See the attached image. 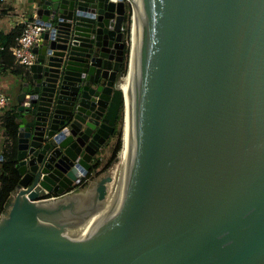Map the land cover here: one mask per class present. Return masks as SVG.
<instances>
[{"label":"water","instance_id":"95a60500","mask_svg":"<svg viewBox=\"0 0 264 264\" xmlns=\"http://www.w3.org/2000/svg\"><path fill=\"white\" fill-rule=\"evenodd\" d=\"M34 12L0 264H264V0Z\"/></svg>","mask_w":264,"mask_h":264},{"label":"crops","instance_id":"0c3cea01","mask_svg":"<svg viewBox=\"0 0 264 264\" xmlns=\"http://www.w3.org/2000/svg\"><path fill=\"white\" fill-rule=\"evenodd\" d=\"M36 3L38 0H0V34L4 35L10 32L17 34L21 20L35 14L34 5ZM12 42L7 43V45ZM18 67L10 52L8 50L2 51L0 57V90L10 98L7 108L5 107V110L0 112V154L7 151L8 148L10 149L11 143L9 145V142L10 140L12 142V136L7 132L4 125L5 116L8 112H17L15 110L18 105L16 95L20 91L22 81L29 77L28 73H22V70L16 73L15 70Z\"/></svg>","mask_w":264,"mask_h":264},{"label":"trees","instance_id":"16d2710c","mask_svg":"<svg viewBox=\"0 0 264 264\" xmlns=\"http://www.w3.org/2000/svg\"><path fill=\"white\" fill-rule=\"evenodd\" d=\"M15 35L16 34H13L11 32L8 34H4V35L0 34V43L7 45V43H10L14 40ZM20 71H21V68L19 67L15 70L16 73ZM18 114H19L18 112H13V113L8 112L7 115L5 116L4 125H5L7 132L12 136V142H11L10 150L9 151L7 150V151H4V153H1L3 157L5 155L9 156L8 153H10V157H6V159H4L0 163V170L3 172L2 174H0V209L3 207V205L7 204L9 193L13 189L14 184L17 182L19 178L18 171L14 166V164L16 163L15 154H16V138H17L16 133L18 129V120H17ZM120 116L121 115L119 114V117ZM119 143H120V140L118 138L115 141L110 151V155L106 158L102 166H99V164L101 163V159L103 158V155L102 153L97 154V156L95 157L94 164L90 168V169L95 170L96 174L94 175H97L100 169L101 170L105 169L110 164L111 160L113 159L117 150L119 149ZM105 146H107V144H105ZM98 167L100 168L97 170ZM90 171L87 173V175L89 176L91 175Z\"/></svg>","mask_w":264,"mask_h":264},{"label":"built area","instance_id":"2783aa9c","mask_svg":"<svg viewBox=\"0 0 264 264\" xmlns=\"http://www.w3.org/2000/svg\"><path fill=\"white\" fill-rule=\"evenodd\" d=\"M117 2L118 0H110ZM126 1V0H124ZM129 14L127 13L124 33V39L126 38L127 26H128ZM46 25L43 22H38L36 15L32 17H25L21 20V25L18 33L15 35L14 40L9 45L0 44V57L4 50H8L15 63L21 68L22 73H29V66L36 61V53L32 48L40 38V33L46 29ZM9 96L0 90V111H4L7 108L9 102ZM16 110V109H15ZM11 140L9 142V145ZM7 209L6 205L0 209V216H2Z\"/></svg>","mask_w":264,"mask_h":264},{"label":"flooded vegetation","instance_id":"af4514ba","mask_svg":"<svg viewBox=\"0 0 264 264\" xmlns=\"http://www.w3.org/2000/svg\"><path fill=\"white\" fill-rule=\"evenodd\" d=\"M125 19H126V17H125ZM123 23H124V22H123ZM123 32L125 33V31H123ZM123 42H124V50H125V58H124V59H126V52H127L126 49H127V48H126V44H125L124 34H123ZM123 67H124V63L121 64V68H122L121 70H123ZM119 118H120V117H119ZM119 118H118V119H119ZM117 122H118V120H117ZM117 122H116V124H115L114 131L112 132V134L115 133V131H116V125H117ZM107 143H108V142H104L103 146H105V144H107ZM100 147H101V146H100ZM100 147L97 149V151L100 149ZM97 154H98V153H97ZM97 154H94V155L92 156V158H91V160H90V163H91L90 168H91L92 165L94 164L95 157L97 156ZM100 154H101V153H100ZM90 168L88 169L87 173L91 170V171H90L91 175L96 174V173H95V170L90 169ZM92 170H93L94 172H93ZM97 170H98V168H97ZM94 176H95V175H94ZM94 176H92V177L90 176L91 179H92Z\"/></svg>","mask_w":264,"mask_h":264},{"label":"bare ground","instance_id":"6f19581e","mask_svg":"<svg viewBox=\"0 0 264 264\" xmlns=\"http://www.w3.org/2000/svg\"><path fill=\"white\" fill-rule=\"evenodd\" d=\"M131 2H132V0H131ZM125 76V72L122 74V77L120 78V81H121V83H120V87H121V90H122V78Z\"/></svg>","mask_w":264,"mask_h":264},{"label":"rangeland","instance_id":"374dc122","mask_svg":"<svg viewBox=\"0 0 264 264\" xmlns=\"http://www.w3.org/2000/svg\"><path fill=\"white\" fill-rule=\"evenodd\" d=\"M130 8V6H128V9ZM128 14H130V11H129V13ZM123 71L125 72V62H124V69H123ZM123 72V73H124ZM1 112V111H0ZM5 149V148H4ZM8 151L10 150V149H7ZM10 154V153H9ZM5 157H7L6 155H5Z\"/></svg>","mask_w":264,"mask_h":264}]
</instances>
